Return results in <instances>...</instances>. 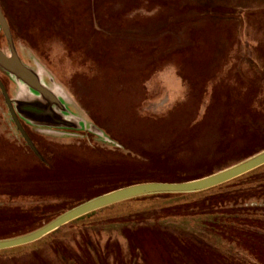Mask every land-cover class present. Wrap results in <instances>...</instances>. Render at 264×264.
I'll return each mask as SVG.
<instances>
[{"label": "rangeland", "instance_id": "obj_1", "mask_svg": "<svg viewBox=\"0 0 264 264\" xmlns=\"http://www.w3.org/2000/svg\"><path fill=\"white\" fill-rule=\"evenodd\" d=\"M0 9L23 66L78 116L65 120L0 69L33 125L13 123L0 90V241L116 189L201 179L264 151V0ZM9 45L0 30L11 57ZM228 182L104 207L0 251V264H264V165Z\"/></svg>", "mask_w": 264, "mask_h": 264}, {"label": "water", "instance_id": "obj_2", "mask_svg": "<svg viewBox=\"0 0 264 264\" xmlns=\"http://www.w3.org/2000/svg\"><path fill=\"white\" fill-rule=\"evenodd\" d=\"M1 10V9H0ZM0 23L3 26L4 33L9 41V47L11 50V57L4 55L0 50V66L4 68L5 71L17 76L22 83L35 89L45 98L55 99L53 94H51L47 89L42 87L37 76L29 71L25 66H23L21 59L18 57L15 49L14 43L9 32V26L0 11ZM6 95V93H5ZM7 97V95H6ZM8 98V97H7ZM8 102V101H7ZM264 165V151L248 160H245L238 165L227 168L214 175H209L197 180H189L186 182L176 183V182H149V183H137L125 188L116 189L108 194H103L98 198L86 202L83 205L76 207L75 209L68 211L61 217L57 218L55 221H51L38 231H34L28 235L20 238H13L9 240L0 241V251L7 250L14 247H20L31 242H36L51 232H55L63 225L73 222L86 214H91L102 208L109 207L111 205L117 204L119 202H124L137 197H144L152 194H168V193H188V192H200L207 189H213L226 182H230L244 174H248L257 168Z\"/></svg>", "mask_w": 264, "mask_h": 264}, {"label": "flooded vegetation", "instance_id": "obj_3", "mask_svg": "<svg viewBox=\"0 0 264 264\" xmlns=\"http://www.w3.org/2000/svg\"><path fill=\"white\" fill-rule=\"evenodd\" d=\"M3 26L1 25V23H0V30H2V32H3V34H4V36H6L5 35V33H4V30H3V28H2ZM7 38V37H6ZM0 69L3 71V73L10 79V80H14V81H16L17 83H20L21 85H25L24 83H22L21 82V80L17 77V76H15V75H13V74H11V73H9V72H7V71H5L4 70V68H2L1 66H0ZM25 86H27V85H25ZM27 88H28V91H29V93L31 94V95H33V96H37V97H42V95L40 94V93H38V91H36L35 89H33V88H31V87H29V86H27ZM0 90H1V92H2V94H3V99H4V102H5V104H6V106H7V108L9 109V116H10V118H11V120L13 121V123L16 125V126H18V127H20V125L18 124L19 122L16 120V118H19L25 125H27V126H30V127H32L31 126V121H29V120H27V119H24V118H22V117H20L19 116V113L17 112V111H15V108L12 106V104H11V100L9 99L10 97L8 96V93L6 92V90L4 89V87H3V85L1 84V82H0ZM5 93H6V95H7V97H6V95H5ZM46 100H48L49 102H51L52 104H54L55 106H56V109L59 111V114L61 115V117L62 118H64L65 120H69V119H77L78 118V116L73 112V110H72V108L69 106V104L68 103H66L62 98L61 99H58V103H59V106H57V104H56V101L54 100V99H50V98H46ZM8 101V102H7ZM80 126H81V124H80ZM42 129H50V128H46V127H50V126H40ZM82 127V126H81ZM51 128H55V127H51ZM21 129V128H20ZM55 129H63V128H55ZM21 135H22V132L20 133ZM27 142V141H26Z\"/></svg>", "mask_w": 264, "mask_h": 264}, {"label": "trees", "instance_id": "obj_4", "mask_svg": "<svg viewBox=\"0 0 264 264\" xmlns=\"http://www.w3.org/2000/svg\"><path fill=\"white\" fill-rule=\"evenodd\" d=\"M226 183H227V182H226ZM226 183H225V184H226ZM228 183H229V182H228ZM225 184H222V185H225Z\"/></svg>", "mask_w": 264, "mask_h": 264}]
</instances>
